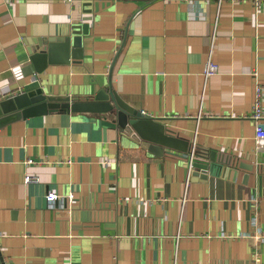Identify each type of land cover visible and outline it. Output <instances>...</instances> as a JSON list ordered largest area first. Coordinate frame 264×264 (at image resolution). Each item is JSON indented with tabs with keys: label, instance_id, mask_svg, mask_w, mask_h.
I'll list each match as a JSON object with an SVG mask.
<instances>
[{
	"label": "crops",
	"instance_id": "1",
	"mask_svg": "<svg viewBox=\"0 0 264 264\" xmlns=\"http://www.w3.org/2000/svg\"><path fill=\"white\" fill-rule=\"evenodd\" d=\"M85 17L81 63L23 74L25 40L64 36ZM207 60L216 72L205 77ZM256 84L264 88V0H0V100L42 88L91 101L110 88L187 143L150 150L112 113L58 110L4 126L3 262L254 264L256 254L264 264V242L248 238L264 232ZM49 191L74 199L46 206Z\"/></svg>",
	"mask_w": 264,
	"mask_h": 264
},
{
	"label": "water",
	"instance_id": "2",
	"mask_svg": "<svg viewBox=\"0 0 264 264\" xmlns=\"http://www.w3.org/2000/svg\"><path fill=\"white\" fill-rule=\"evenodd\" d=\"M97 9L98 4H95L94 11ZM90 20V17L83 18L82 23L73 26L70 32L64 36L60 34L55 37L25 40L24 46L29 64L22 68L23 74L25 76L40 74L49 65L81 63V36L88 34ZM58 110L78 114L112 113L115 117L113 123L132 139L150 143V150L158 151L164 147L180 152L187 150L186 142L175 138L163 124L136 112L110 88L99 90L91 101H71L68 96L47 95L44 94L42 88L14 94L0 100V129L20 120L45 116ZM262 129L264 130L263 126ZM211 156L213 157V153ZM240 168L248 169L244 166ZM0 264H5L1 256Z\"/></svg>",
	"mask_w": 264,
	"mask_h": 264
},
{
	"label": "built area",
	"instance_id": "3",
	"mask_svg": "<svg viewBox=\"0 0 264 264\" xmlns=\"http://www.w3.org/2000/svg\"><path fill=\"white\" fill-rule=\"evenodd\" d=\"M261 0H254L255 4L258 5ZM216 72V66L212 64L209 60L204 64V76L208 77L210 75H213ZM254 104L252 106L250 118L255 123V131H254V137L255 142L258 148H262L264 146V130L262 129V122L264 121V105L262 103L263 97H264V88L261 87L259 84H256L254 86ZM143 114V112H141ZM194 151L191 152L190 158L193 156ZM192 159V158H191ZM189 160L188 163V169L191 170L192 168V160ZM27 163H31V160H28ZM106 161H103V164H106ZM24 182L25 183H37L38 180L35 177H32L30 175L24 176ZM73 195L71 192L68 194L59 195L54 191H49L44 196V201L46 203V206H52L54 202L61 200V201H72ZM248 238L252 241L253 245L258 246L259 243L264 242V232L262 231H255L252 235L248 236ZM254 264H259L260 261L257 258V255L254 254Z\"/></svg>",
	"mask_w": 264,
	"mask_h": 264
}]
</instances>
